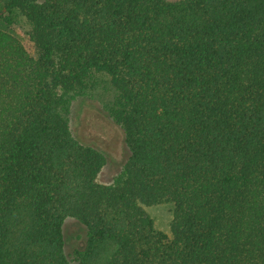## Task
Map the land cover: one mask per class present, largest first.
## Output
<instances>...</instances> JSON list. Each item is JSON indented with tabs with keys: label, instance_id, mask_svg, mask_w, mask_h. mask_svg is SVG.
Masks as SVG:
<instances>
[{
	"label": "trees",
	"instance_id": "1",
	"mask_svg": "<svg viewBox=\"0 0 264 264\" xmlns=\"http://www.w3.org/2000/svg\"><path fill=\"white\" fill-rule=\"evenodd\" d=\"M99 76L128 149L109 183L66 115ZM0 264H264V0H0Z\"/></svg>",
	"mask_w": 264,
	"mask_h": 264
},
{
	"label": "rangeland",
	"instance_id": "2",
	"mask_svg": "<svg viewBox=\"0 0 264 264\" xmlns=\"http://www.w3.org/2000/svg\"><path fill=\"white\" fill-rule=\"evenodd\" d=\"M7 30L14 34L33 53L29 39L31 25L23 14L15 12ZM115 96V90L105 76H99V82L87 95L78 96L71 101L66 113L73 135L81 142L93 145L101 150L106 162L98 173L97 180L109 183L119 171L128 156L123 132L108 113ZM154 221V226L170 236L172 205L160 203L144 206ZM65 252L71 258L74 249L85 240L86 231L81 223L67 218L63 224Z\"/></svg>",
	"mask_w": 264,
	"mask_h": 264
}]
</instances>
